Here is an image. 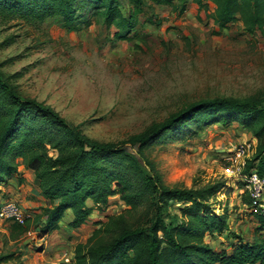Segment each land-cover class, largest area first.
Listing matches in <instances>:
<instances>
[{"label":"rangeland","instance_id":"obj_1","mask_svg":"<svg viewBox=\"0 0 264 264\" xmlns=\"http://www.w3.org/2000/svg\"><path fill=\"white\" fill-rule=\"evenodd\" d=\"M182 5L179 0H145L136 27L122 41H115V30L105 29L94 16L89 26L71 33L50 21L0 22L1 69L17 76L12 81L23 97L53 107L89 138L111 143H120L192 102L242 98L263 89L264 34L249 35L240 22L219 31L207 17L213 5L205 13H198L191 0L183 11ZM127 9L124 6L123 12ZM246 133L235 123H192L146 152L168 187L201 188L224 180L232 188L211 201L216 214L226 210L229 218L227 232L206 238L217 250L235 236L251 240L256 226L241 200L242 182L224 173L233 146L252 141ZM124 150L151 175L135 147L126 144ZM22 170L20 178L14 175L0 186V201H14L33 219L50 204L37 191L33 173ZM108 202L104 212L94 210L78 229L68 227L67 213L59 229L45 236L33 221L30 234L13 240L12 223L0 220V252H13L22 264H73L75 246L86 242L97 222L125 208L117 198Z\"/></svg>","mask_w":264,"mask_h":264},{"label":"trees","instance_id":"obj_2","mask_svg":"<svg viewBox=\"0 0 264 264\" xmlns=\"http://www.w3.org/2000/svg\"><path fill=\"white\" fill-rule=\"evenodd\" d=\"M179 1L183 11L190 0ZM191 1L198 13L214 6L207 17L219 31L240 22L245 33L264 34V0ZM144 6L145 0H0V22L50 21L71 33L89 26L94 16L105 29L115 30V41H122L136 27ZM1 65L0 186L18 175L22 165L33 173L40 196L50 204L23 226L12 223L11 239L27 233L33 221L40 225L39 235H48L59 229L67 212L68 227L78 229L94 210L104 212L109 199L117 198L125 208L97 222L86 242L75 246L73 264H264V215L249 213L256 222L251 240L235 236L226 247L213 248L206 238L227 232L229 218L226 210L216 214L211 201L232 188L224 180L201 188L168 187L146 155L161 139L192 123H235L256 141L245 172L254 169L264 177V88L242 98L192 102L120 143H111L89 138L53 107L23 97L12 81L17 76H7ZM126 144L136 148L151 175L124 150ZM239 189L242 203L250 209L242 183ZM16 257L0 252V264H22Z\"/></svg>","mask_w":264,"mask_h":264},{"label":"built area","instance_id":"obj_3","mask_svg":"<svg viewBox=\"0 0 264 264\" xmlns=\"http://www.w3.org/2000/svg\"><path fill=\"white\" fill-rule=\"evenodd\" d=\"M256 143L252 141H242L233 146L226 157L227 166L224 173L228 177H236L243 184V190L248 195L250 201V212L264 215V177L259 176L256 170L252 169L246 173L247 161L255 153ZM31 220L32 216L23 214L21 207L14 201H0V220L9 221L18 225H24L26 220ZM30 234V230L26 233Z\"/></svg>","mask_w":264,"mask_h":264},{"label":"crops","instance_id":"obj_4","mask_svg":"<svg viewBox=\"0 0 264 264\" xmlns=\"http://www.w3.org/2000/svg\"><path fill=\"white\" fill-rule=\"evenodd\" d=\"M246 134H248L249 135V137L252 139V140H254L253 139V137H252V135L250 134V133H246ZM255 141V140H254ZM255 143H256V141H255ZM21 169H23L22 171H25V172H27V173H29L31 176H32V172L31 171H28V170H25L24 169V167L21 165L19 168H18V175H19V173L21 172ZM19 178H20V175H19ZM21 183H22V181H21ZM37 191H39V188H38V185H37ZM67 213H70V212H67ZM71 215V214H70ZM71 220V219H70ZM83 226V225H82ZM70 262V261H69Z\"/></svg>","mask_w":264,"mask_h":264}]
</instances>
